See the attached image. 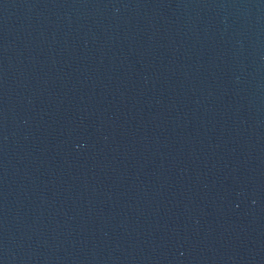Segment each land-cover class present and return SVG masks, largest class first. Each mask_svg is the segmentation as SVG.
<instances>
[{
    "label": "water",
    "instance_id": "1",
    "mask_svg": "<svg viewBox=\"0 0 264 264\" xmlns=\"http://www.w3.org/2000/svg\"><path fill=\"white\" fill-rule=\"evenodd\" d=\"M0 152L123 180L264 250V0H0Z\"/></svg>",
    "mask_w": 264,
    "mask_h": 264
}]
</instances>
